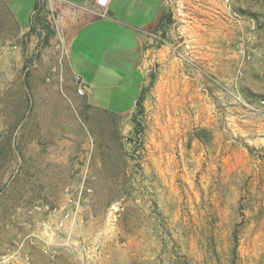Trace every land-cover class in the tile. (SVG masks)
Returning a JSON list of instances; mask_svg holds the SVG:
<instances>
[{
	"label": "rangeland",
	"instance_id": "1",
	"mask_svg": "<svg viewBox=\"0 0 264 264\" xmlns=\"http://www.w3.org/2000/svg\"><path fill=\"white\" fill-rule=\"evenodd\" d=\"M57 13L0 0V264H264V0H162L123 115Z\"/></svg>",
	"mask_w": 264,
	"mask_h": 264
},
{
	"label": "crops",
	"instance_id": "2",
	"mask_svg": "<svg viewBox=\"0 0 264 264\" xmlns=\"http://www.w3.org/2000/svg\"><path fill=\"white\" fill-rule=\"evenodd\" d=\"M23 0H7L11 9ZM32 6H33V0ZM66 41L69 72L99 110L123 115L134 110L145 81L147 36L161 18L162 0H48Z\"/></svg>",
	"mask_w": 264,
	"mask_h": 264
},
{
	"label": "built area",
	"instance_id": "3",
	"mask_svg": "<svg viewBox=\"0 0 264 264\" xmlns=\"http://www.w3.org/2000/svg\"><path fill=\"white\" fill-rule=\"evenodd\" d=\"M97 3H98V5H99L101 8L105 9V8H107V6H108V4H109V0H98ZM84 93H85V91H84L83 87H82L81 85H79V87H78V89H77V94H78L79 96H83Z\"/></svg>",
	"mask_w": 264,
	"mask_h": 264
},
{
	"label": "trees",
	"instance_id": "4",
	"mask_svg": "<svg viewBox=\"0 0 264 264\" xmlns=\"http://www.w3.org/2000/svg\"><path fill=\"white\" fill-rule=\"evenodd\" d=\"M37 2H35V5H34V7H35V9L37 8ZM140 97V96H139ZM139 102V98H138V101H137V103ZM233 238H234V246H233V249H232V258H233V264H235V251H236V236L234 235L233 236Z\"/></svg>",
	"mask_w": 264,
	"mask_h": 264
}]
</instances>
